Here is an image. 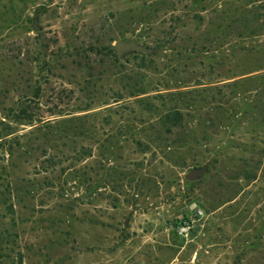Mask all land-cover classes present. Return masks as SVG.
<instances>
[{
    "label": "rangeland",
    "instance_id": "374dc122",
    "mask_svg": "<svg viewBox=\"0 0 264 264\" xmlns=\"http://www.w3.org/2000/svg\"><path fill=\"white\" fill-rule=\"evenodd\" d=\"M0 264H264V0H0Z\"/></svg>",
    "mask_w": 264,
    "mask_h": 264
},
{
    "label": "water",
    "instance_id": "95a60500",
    "mask_svg": "<svg viewBox=\"0 0 264 264\" xmlns=\"http://www.w3.org/2000/svg\"><path fill=\"white\" fill-rule=\"evenodd\" d=\"M116 49L117 52L122 55L127 52H138V53H148L150 52V49L148 47H145L141 44H138L136 41H118L116 43ZM204 171V168H198L194 169L189 175H187V178L189 180H195L198 178V176Z\"/></svg>",
    "mask_w": 264,
    "mask_h": 264
},
{
    "label": "trees",
    "instance_id": "16d2710c",
    "mask_svg": "<svg viewBox=\"0 0 264 264\" xmlns=\"http://www.w3.org/2000/svg\"><path fill=\"white\" fill-rule=\"evenodd\" d=\"M187 217H183L177 221L178 226H184L186 224Z\"/></svg>",
    "mask_w": 264,
    "mask_h": 264
},
{
    "label": "built area",
    "instance_id": "2783aa9c",
    "mask_svg": "<svg viewBox=\"0 0 264 264\" xmlns=\"http://www.w3.org/2000/svg\"><path fill=\"white\" fill-rule=\"evenodd\" d=\"M200 214H202V212H199ZM188 228V224L187 225H184V226H181L180 227V231H185L186 229Z\"/></svg>",
    "mask_w": 264,
    "mask_h": 264
}]
</instances>
